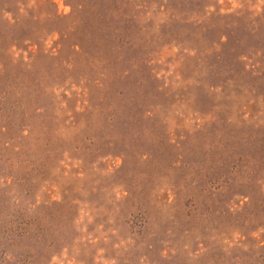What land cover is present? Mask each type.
<instances>
[{
  "label": "rangeland",
  "instance_id": "1",
  "mask_svg": "<svg viewBox=\"0 0 264 264\" xmlns=\"http://www.w3.org/2000/svg\"><path fill=\"white\" fill-rule=\"evenodd\" d=\"M0 264H264V0H0Z\"/></svg>",
  "mask_w": 264,
  "mask_h": 264
}]
</instances>
